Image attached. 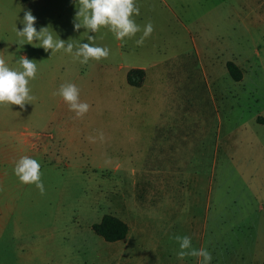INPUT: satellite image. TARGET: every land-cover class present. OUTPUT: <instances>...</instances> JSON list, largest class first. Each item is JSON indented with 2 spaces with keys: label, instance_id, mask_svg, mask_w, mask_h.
Here are the masks:
<instances>
[{
  "label": "rangeland",
  "instance_id": "obj_1",
  "mask_svg": "<svg viewBox=\"0 0 264 264\" xmlns=\"http://www.w3.org/2000/svg\"><path fill=\"white\" fill-rule=\"evenodd\" d=\"M135 2V22L154 27L143 46L142 31L121 43L75 30V0H0V57L38 67L33 103L0 106V264H199L177 258L176 236L210 264H264V0ZM28 10L37 31L74 46L95 36L108 58L18 45ZM132 68L148 69L142 87ZM64 83L90 105L82 118L53 95ZM24 155L43 195L13 172ZM106 214L129 225L126 239L93 230Z\"/></svg>",
  "mask_w": 264,
  "mask_h": 264
},
{
  "label": "clouds",
  "instance_id": "obj_2",
  "mask_svg": "<svg viewBox=\"0 0 264 264\" xmlns=\"http://www.w3.org/2000/svg\"><path fill=\"white\" fill-rule=\"evenodd\" d=\"M78 11L75 13L74 29L81 27L88 32L96 33L101 28L110 31L115 40L121 43L126 38L131 39L138 32L142 35L135 41L137 46H143L144 41L151 36L154 27L148 22L141 29L133 19L134 15L140 14L139 7L135 0H75ZM36 17L31 10L25 11L22 29L16 28V43L23 45L32 44L34 47H42L45 52L51 50V55L63 51L70 54L74 61H79L84 65L89 60L100 61L109 56L110 50L107 47L95 46V36L89 35L87 43H80L74 46L63 39H55L48 27H41L37 31L34 26ZM78 21V22H76ZM38 41V43H36ZM18 68H10L3 57H0V106L10 107L17 105L24 109L26 104L33 103L35 97L31 95L29 83L37 76L38 67L35 60L27 57H20L17 61ZM54 96H59L68 105L69 110L75 113V118H82L90 109L87 102L80 100V89L74 83L61 84L59 89L53 92ZM103 133H100V139L103 140ZM94 142V137L88 138ZM40 164L37 160L24 155L14 162L13 172L21 184H34L40 194L45 193L44 185L41 181ZM2 190V188H0ZM175 240L179 244L177 252L178 259H184L187 256L199 258V264H210L212 254L204 248L193 249L191 238L189 236H176Z\"/></svg>",
  "mask_w": 264,
  "mask_h": 264
},
{
  "label": "trees",
  "instance_id": "obj_3",
  "mask_svg": "<svg viewBox=\"0 0 264 264\" xmlns=\"http://www.w3.org/2000/svg\"><path fill=\"white\" fill-rule=\"evenodd\" d=\"M227 69L236 81L243 79V71L234 62L227 64ZM147 72L144 68H132L127 73V82L132 87H142L145 83ZM93 230L108 242L124 240L129 233V225L113 214H106L99 223L92 226Z\"/></svg>",
  "mask_w": 264,
  "mask_h": 264
},
{
  "label": "crops",
  "instance_id": "obj_4",
  "mask_svg": "<svg viewBox=\"0 0 264 264\" xmlns=\"http://www.w3.org/2000/svg\"><path fill=\"white\" fill-rule=\"evenodd\" d=\"M145 69V68H144ZM146 70V72L148 73V69H145ZM149 74V73H148ZM27 141H29L30 142V140H27ZM126 239V238H125Z\"/></svg>",
  "mask_w": 264,
  "mask_h": 264
}]
</instances>
